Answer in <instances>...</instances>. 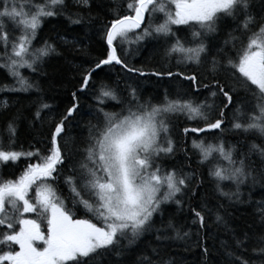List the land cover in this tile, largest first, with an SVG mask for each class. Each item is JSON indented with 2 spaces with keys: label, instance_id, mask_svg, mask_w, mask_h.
Returning a JSON list of instances; mask_svg holds the SVG:
<instances>
[{
  "label": "snow or ice",
  "instance_id": "6c2138e0",
  "mask_svg": "<svg viewBox=\"0 0 264 264\" xmlns=\"http://www.w3.org/2000/svg\"><path fill=\"white\" fill-rule=\"evenodd\" d=\"M72 3L87 10L91 0H72ZM252 9V0H119L110 10L112 18L104 25L102 36L106 48L81 69L79 90L89 86L97 70L119 65L128 73L140 76L183 78L194 93L198 95L200 89H205L209 96L219 98V104L207 103V97L196 103L189 94L170 96L167 91L155 101L141 99L130 85L126 97H121L117 92L118 83L100 81L93 95L95 122L88 121L87 135L82 143H76L65 132L66 121L78 109L77 93L72 92L71 106L54 122L49 118L44 151L35 146H30L29 151L0 148V165L15 164L21 157L28 160L19 175L0 178V264H103L105 255H122L124 248L151 231L153 216L161 211L163 204L171 202L185 207L183 197L186 194L189 198L195 197L202 180L195 173L162 166L161 161L177 151L169 135L168 120L172 114L184 115L188 121L195 122L196 126L182 129L187 137L189 133L223 131L225 109L234 105L231 128L246 135H257L260 143L249 141L247 151L242 150L238 155L235 146L225 147L222 139L215 145L193 139L191 147L199 152V163L216 154L208 176L219 195L229 201L241 202L243 184H264V11L257 14ZM156 13L162 15L158 23L154 22ZM57 15H65L71 23L84 19L83 11H70L68 0L35 3L0 0V47L3 49L0 68L12 77V84L3 86L5 90L27 92L35 87L20 69L36 71L56 51L47 40L36 48L32 42L42 20ZM225 20H231L234 26L216 50L217 55L207 62L201 56L207 51L205 37L218 33ZM173 26H186L190 39L178 36L180 29L174 30ZM146 37L163 39L164 56L169 61L173 54H182L176 63L185 65V70L146 71L126 63L119 54L127 55L124 45L138 43ZM189 63L197 70L188 72ZM205 63L209 66L205 74H200L198 69ZM222 72L230 79H223ZM236 89H243L251 100L234 102ZM109 100L119 107L107 109ZM242 104L248 105L243 111ZM0 107H7L6 102H0ZM49 107L39 102L33 120L43 124L41 112ZM16 131L13 119L0 134L6 133L11 145ZM253 155L258 157V164L251 159ZM67 160L73 162L68 165L69 174L63 176L69 192L64 197L56 181ZM225 181L235 185V191H224ZM66 199H71L77 210L82 207L88 218H75V213L65 204ZM206 208L204 203L199 209L191 207L192 223L198 224L199 229L205 228ZM254 213L261 232L252 237L256 243L251 250L264 257V202H257ZM216 220L220 222L222 217L217 215ZM166 227L173 233L167 238L190 239L189 232H182L171 221ZM199 229L198 246L206 256L208 249L202 243ZM156 231L159 233L160 229ZM164 238L157 236L158 240ZM249 239L248 233L237 237L236 249L244 251ZM226 255L231 264H252L230 249ZM153 256H158L155 249L151 255L138 256L136 264H169L164 258L153 260Z\"/></svg>",
  "mask_w": 264,
  "mask_h": 264
},
{
  "label": "trees",
  "instance_id": "16d2710c",
  "mask_svg": "<svg viewBox=\"0 0 264 264\" xmlns=\"http://www.w3.org/2000/svg\"><path fill=\"white\" fill-rule=\"evenodd\" d=\"M39 2V0H33ZM119 0H91L90 7L87 10L78 8L72 0H68L70 11H83L84 19L80 23H71L65 15L46 17L42 20L37 29L32 47H39L47 40L52 43L56 51L50 54L39 65L36 71L27 68H21L20 71L25 77L34 82L35 87L27 92L9 91L4 89V85L12 84L10 77L4 68H0V102H6L7 107H0V130H3L9 120H15L17 131L15 141L9 145L6 133L0 134V148L3 150L29 151L30 146H35L44 151L47 147L45 139L49 131V118L55 121L64 112L66 107L71 106L72 92L77 93L78 109L73 116L66 121L65 132L67 137L74 139L76 143H82L83 138L87 135V123L94 120L96 101L93 95L96 92L97 85L100 81L108 84L116 82L118 95L126 97L127 86L137 90L141 99L152 98L154 101L160 99L165 91L170 96L189 94L196 103L205 100L207 103L219 104V98L211 97L208 91L200 89L199 94L194 93L189 82L180 77H156L152 75L140 76L138 74L128 73L119 65L114 67H102L93 73V78L89 86L79 90L80 71L87 67L96 57L100 56L106 44L103 40V29L105 23L112 18L111 9L116 7ZM253 11L257 14L264 11V4L261 0H252ZM75 18V17H74ZM160 18H154V22H159ZM147 23V21H145ZM221 25L220 31L224 28ZM233 27V26H232ZM230 27L225 31L210 34L205 37L207 47L206 53L202 58L210 62L213 55H217V49L224 44ZM174 30L179 28L177 35L190 39L186 26H173ZM135 31H140L139 29ZM163 39L146 37L144 40L131 45H124L128 50L127 55L120 52L121 58L130 66L143 67L146 71L155 69L157 71L177 69L184 71L185 65H177L176 60L179 54H173L171 60L164 56ZM227 49V45H224ZM3 49L0 47V52ZM219 58V56H218ZM0 63L3 59L0 58ZM208 63L202 64L198 69L200 74H205ZM188 72L197 70L195 65H187ZM210 76L211 74L208 73ZM221 77L229 80L230 76L220 73ZM207 82V81H205ZM234 102H247L251 97L243 90H234ZM43 102L48 104V109L41 112L43 124L33 120V113L37 104ZM106 108L115 110L119 107L114 101H106ZM248 106L242 104L241 110ZM234 105L225 109L223 131L208 130L205 132L193 134L189 133L187 137L183 134L184 127L196 126L194 121H188L186 116L181 114H172L168 120L169 135L175 141L177 151L174 156L161 161L165 168L176 167L184 172L195 173L202 180V184L195 197L189 198L186 194L183 197L185 207H178L175 203H167L161 206V211L153 216V229L145 232L133 244L123 249L122 255L109 253L103 257V264H136L137 257L141 254L151 255L155 249L158 256H153V260L164 258L169 264H231L230 258L226 252L230 249L237 255H242L252 264H261L259 254L252 252V246L256 241L252 238L259 235L261 228L256 219L254 209L257 202H264V184L248 182L240 186V201L235 199L229 201L226 197L220 196L215 189L213 181L209 178L208 172L210 165L215 161L216 154L213 153L204 163H199L200 154L193 150L191 143L193 139H203L205 145L209 143L215 145L218 139H222L225 147L229 144L235 146V154L240 151H247L248 142L255 140L260 143L261 140L257 135L245 134L231 128V119L233 116ZM71 153L69 156L71 157ZM79 158L78 155L76 157ZM257 164L258 157H251ZM73 161L67 160L62 170V175L56 181L59 192L68 197L69 192L64 185L63 176L69 174L68 165ZM28 160L21 157L15 164L8 162L7 166L0 165V178H14L19 175L21 170L26 166ZM224 191H235V185L225 181L222 184ZM201 203L207 205L204 210L205 228L199 229L198 224L192 223L191 207L199 209ZM65 204L74 213L75 218H88L85 210L79 207H73L71 199H66ZM31 217L30 214H26ZM220 215L222 221L218 222L216 216ZM180 228L182 232H189L190 239L177 240L169 239L173 235L171 229L166 226L169 222ZM45 225L42 222V228ZM156 229H160L158 233ZM200 231L202 243L208 249L207 255L202 254L201 247L198 246L197 231ZM248 233L250 239L245 243V250L240 251L235 247L237 237H242ZM165 237L158 240L157 236Z\"/></svg>",
  "mask_w": 264,
  "mask_h": 264
},
{
  "label": "rangeland",
  "instance_id": "374dc122",
  "mask_svg": "<svg viewBox=\"0 0 264 264\" xmlns=\"http://www.w3.org/2000/svg\"><path fill=\"white\" fill-rule=\"evenodd\" d=\"M155 18L157 19V18H160V19H162V15L161 14H159V13H156L155 14ZM222 28H224V29H222L221 31H225L226 29H227V27H232V26H234L233 25V23H232V21L231 20H225V22H224V24H222ZM220 31V32H221ZM2 48V47H1ZM203 55V53L201 54V56ZM179 56H182V54H179ZM1 141V140H0Z\"/></svg>",
  "mask_w": 264,
  "mask_h": 264
}]
</instances>
